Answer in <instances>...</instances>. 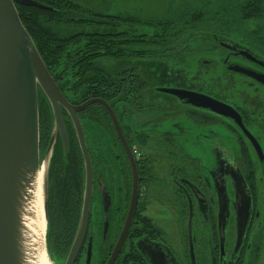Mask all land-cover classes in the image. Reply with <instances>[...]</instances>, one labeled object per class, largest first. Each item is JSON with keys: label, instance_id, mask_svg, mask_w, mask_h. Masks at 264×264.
<instances>
[{"label": "flooded vegetation", "instance_id": "flooded-vegetation-1", "mask_svg": "<svg viewBox=\"0 0 264 264\" xmlns=\"http://www.w3.org/2000/svg\"><path fill=\"white\" fill-rule=\"evenodd\" d=\"M252 2L243 0L242 4L246 7ZM195 10L200 15L205 12ZM259 10L249 20H259L263 29L254 23L247 35L264 41V0H260ZM203 21L202 26L210 27L154 44L156 58L150 62L159 68L150 70L152 80L145 83L143 96L134 91V108L125 110L130 115L134 111L130 137L112 102L87 99L82 94L74 96L65 90L57 74H50L70 105L77 107L92 99L104 101L114 113L134 158L136 205L112 264H264V44L260 49L220 31L216 22ZM168 72L176 82H159ZM164 89L208 97L230 108L232 114L224 117L194 107L162 92ZM89 109L105 114L102 126H95L106 146L98 145V133L90 129ZM77 116L92 165V194L86 232L74 264H107L129 213L132 168L104 105H89ZM156 116L166 122L165 126L157 127L152 119ZM62 117L68 147L64 150L60 136L54 140L48 191L55 189L65 157L72 178L74 171L83 170V187L80 202L74 201V219L67 224L66 237L49 245L55 264L64 262L75 238L84 189V163L77 134L64 109ZM52 129L53 123L50 131L42 126L39 133L40 158L48 149ZM145 132H153L162 140L153 141L155 151L150 158L140 155L131 142L133 138L134 145L144 142V135L150 137ZM87 136L93 137L92 146ZM161 164L165 168L159 167ZM148 187L157 192L147 194ZM143 200L154 205L144 206ZM157 212L155 217L161 220L151 217Z\"/></svg>", "mask_w": 264, "mask_h": 264}, {"label": "trees", "instance_id": "trees-1", "mask_svg": "<svg viewBox=\"0 0 264 264\" xmlns=\"http://www.w3.org/2000/svg\"><path fill=\"white\" fill-rule=\"evenodd\" d=\"M34 1L52 10L19 4L15 7L48 72L57 74L65 90L72 92V95L82 94L87 99L102 98L112 102L116 114L123 117L127 113L125 110L134 108V91L143 96L145 83L152 80L150 70L154 66L159 68L156 63L150 62L156 58V43L163 44L171 36L194 34L203 29L199 22L202 15L195 9L184 10V14L178 17L169 10L164 18L149 20L127 13L106 15L70 0ZM259 2L253 0L246 4L248 18L260 13ZM144 27L150 31V35L143 33ZM202 27L209 28L210 25ZM38 94L41 133L42 126L50 131L53 120L47 100L40 91ZM89 110L91 124L101 127L105 114ZM106 120L108 122L107 117ZM50 168L51 164L48 181ZM57 174L59 179L55 189L51 188V193L48 191L49 245L66 237L65 229L73 218L76 203L81 200L83 187V170L74 171L72 178L66 157Z\"/></svg>", "mask_w": 264, "mask_h": 264}, {"label": "water", "instance_id": "water-1", "mask_svg": "<svg viewBox=\"0 0 264 264\" xmlns=\"http://www.w3.org/2000/svg\"><path fill=\"white\" fill-rule=\"evenodd\" d=\"M16 4L52 10L34 0H0V264H24L23 246L26 242V230L22 221V209L29 199L27 192L42 166H45L42 181L45 218L43 249L48 262L55 264L48 243V173L54 140L60 136L64 150L68 147L62 109L66 110L73 123L84 163L80 222L67 257L60 263L74 264L86 232L92 194V165L77 113L95 103L104 105L108 110L116 135L129 156L133 177L131 202L125 227L107 263L112 264L128 232L136 205L138 184L134 158L128 150L114 113L104 101L92 99L75 107L64 99L21 23ZM39 91L50 106L53 120L52 137L43 158H40L39 154ZM161 91L186 100L194 107L209 109L224 117H230L229 113L232 114V110L227 106L196 93L177 89Z\"/></svg>", "mask_w": 264, "mask_h": 264}, {"label": "rangeland", "instance_id": "rangeland-1", "mask_svg": "<svg viewBox=\"0 0 264 264\" xmlns=\"http://www.w3.org/2000/svg\"><path fill=\"white\" fill-rule=\"evenodd\" d=\"M70 1L84 8H95L96 10L109 15L127 13L135 16H141L144 19H149V20H153V19L160 20L168 14L169 10L170 12H172V15H174L175 17L181 16L184 14L183 12L192 11L193 9H200L201 12L205 10L202 17L199 19L200 23L201 20H204L203 23L206 24L210 22H216V24L219 25L218 28L221 29L220 31H227L228 33L235 35L240 39H245L249 41L251 44H254L257 47H259L260 49H261L260 45L264 44L263 40H259L260 39L259 36L252 37L247 35V33H250L249 31L251 30V28L254 29L255 26L254 23L261 26L260 28L261 31L263 29V26L262 23L259 22V20L257 22H253L249 20L247 16L246 7H244L242 4L243 0H70ZM234 2L236 4L233 5ZM175 21L176 20L172 22L174 23ZM201 28L204 27L201 26ZM256 32L258 33V31ZM143 33L150 35V31L145 27ZM162 81L169 83L176 82L171 77V74L169 72L162 75L161 80L159 82ZM159 117L160 116H156L152 118L154 119L153 122L156 123L158 128L162 127L163 125L165 126L166 123L163 122L162 119L159 120L158 119ZM139 119L144 121L146 117H139ZM120 123L124 132H127L128 136L130 137V135L133 134L134 132V111L132 112V115L126 114V116H124L123 119L120 120ZM137 123L141 124V121H137ZM90 129L96 133H98L99 131V129L95 125H91ZM144 134H150V137L148 135L143 136L142 139L144 140V142L143 141L137 142L134 145V138L131 142L133 147H135V149L138 150L140 155L147 156L150 158L154 156L153 151H155L152 146L153 141H162V140L153 132L150 133L145 132ZM97 135H98L97 140H99L98 145L106 146V143L104 142V136L99 133ZM87 137L89 144H91L92 146L93 137L92 136H87ZM95 145L96 143L94 142L93 146L95 147ZM160 162L162 163L163 160H160ZM154 163H156V161H154ZM159 167L165 168L164 165L162 164ZM145 192L150 195L152 193H156L157 191L152 187H148V190H146ZM159 201L162 202L161 199ZM147 204L150 206L149 208H151V205H154L153 202L146 203L143 200L142 205L145 206ZM158 214L159 212L153 215L151 214V217L161 220L160 217H155L158 216ZM49 263L51 264L50 261Z\"/></svg>", "mask_w": 264, "mask_h": 264}, {"label": "bare ground", "instance_id": "bare-ground-1", "mask_svg": "<svg viewBox=\"0 0 264 264\" xmlns=\"http://www.w3.org/2000/svg\"><path fill=\"white\" fill-rule=\"evenodd\" d=\"M45 166L38 171L31 188L27 192L28 200L23 205V226L26 230V242L23 246L24 264H50L43 249L45 218L43 211L42 181Z\"/></svg>", "mask_w": 264, "mask_h": 264}]
</instances>
